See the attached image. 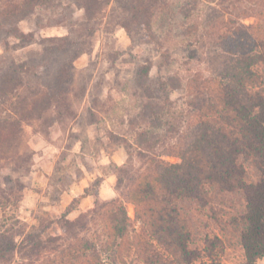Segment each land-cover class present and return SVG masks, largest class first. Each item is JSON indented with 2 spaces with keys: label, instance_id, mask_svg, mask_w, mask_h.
Returning <instances> with one entry per match:
<instances>
[{
  "label": "trees",
  "instance_id": "obj_1",
  "mask_svg": "<svg viewBox=\"0 0 264 264\" xmlns=\"http://www.w3.org/2000/svg\"><path fill=\"white\" fill-rule=\"evenodd\" d=\"M73 2L82 14L72 20L62 13L61 0H0V46L4 52L26 53L0 58V264H12L16 256L38 264H125L129 248L139 264H223L218 236L206 235L202 248L191 246L182 209L187 201L203 212L213 192L241 193L243 209L233 216L240 224L241 264H256L264 257L263 27L241 18L212 17L202 30L197 24L184 25L180 35L187 57L196 59L201 50L212 65L209 74L185 84L178 72L169 70V54L161 50L163 39L152 25L166 0ZM111 2L123 13L120 24L129 37L152 44L162 57L157 65L146 59L134 69L139 108L131 123L142 126L130 132L132 139L115 136L127 152L125 162L114 167L118 195L104 200L95 189L84 188L81 197L93 196V207L70 219L71 203L56 217L64 237L48 235L45 226L26 229L17 214L25 184L20 175L12 176L21 167L17 149L22 126L72 116L74 61L84 49L75 26L92 33ZM196 4L185 0L178 12L186 19ZM213 10L219 17L220 11ZM35 14L34 25L21 29L19 22ZM56 25L67 33H41ZM183 103L188 108H180ZM11 163L14 170L7 168ZM249 169L254 179H248ZM128 203L138 222L133 237ZM6 207L11 211L5 213ZM61 238L66 242L57 243Z\"/></svg>",
  "mask_w": 264,
  "mask_h": 264
},
{
  "label": "rangeland",
  "instance_id": "obj_2",
  "mask_svg": "<svg viewBox=\"0 0 264 264\" xmlns=\"http://www.w3.org/2000/svg\"><path fill=\"white\" fill-rule=\"evenodd\" d=\"M166 1V5L154 13L152 25L163 39L161 50L166 49L169 54V70L178 72L185 84L193 77L209 74L212 65L209 56L201 50L196 59L187 57L186 40L180 35L184 25L197 24L202 30L210 17L216 20L241 18L245 23L258 22L264 29V0H196V8L186 19L177 9L185 0ZM60 7L67 19L73 20L82 14L73 0H61ZM213 9L220 11L219 17H215ZM35 17L36 14L21 20V29L29 30ZM122 19L123 13L111 2L100 14L92 33L81 29L80 25L75 26L84 49L74 61V81L69 96L72 116L52 122L32 120L22 126L17 149L21 167L13 171L12 176L20 175L25 184L17 214L26 229L45 226L48 235L64 237L55 224L56 217L71 203L75 209L68 214L70 219L93 207V196L81 197L84 188L101 192L104 200L118 195L114 167L125 162L127 152L115 136L132 139L130 132L142 126L137 121L131 123L139 108L138 98L133 93L134 69L146 59L156 65L162 60L160 51L152 44L129 37L120 24ZM41 33L61 35L67 33V28L62 25L44 27ZM203 39L208 41L205 36ZM6 56L22 58L26 53L23 50L4 52L0 46V58ZM179 106L188 108L185 103ZM163 157L178 161L174 156ZM7 168L14 170L16 166L11 163ZM248 173V179L255 178L252 169ZM97 178L99 184H94ZM74 198L79 199L74 201ZM243 204L240 192H213L211 207L207 206L203 212H197L190 202H183L182 209L192 233L191 246L202 248L206 235H216L221 241V262L241 264L240 224L233 216L243 209ZM126 208L132 219L130 234L133 237L138 222L134 219L133 205L128 203ZM10 211L11 207L5 208V213ZM1 213L0 209V216ZM63 241L66 242L65 238L56 242ZM12 264L38 262L16 256ZM125 264H139L130 248L125 252ZM256 264H264V257Z\"/></svg>",
  "mask_w": 264,
  "mask_h": 264
},
{
  "label": "crops",
  "instance_id": "obj_3",
  "mask_svg": "<svg viewBox=\"0 0 264 264\" xmlns=\"http://www.w3.org/2000/svg\"><path fill=\"white\" fill-rule=\"evenodd\" d=\"M103 185V184H102ZM99 196L101 195V192H98ZM88 196V195H87ZM84 197V196H83Z\"/></svg>",
  "mask_w": 264,
  "mask_h": 264
}]
</instances>
